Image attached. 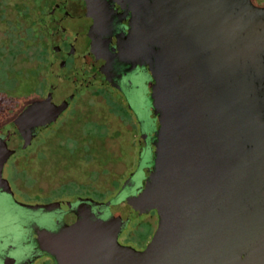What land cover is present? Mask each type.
<instances>
[{"label": "water", "instance_id": "water-1", "mask_svg": "<svg viewBox=\"0 0 264 264\" xmlns=\"http://www.w3.org/2000/svg\"><path fill=\"white\" fill-rule=\"evenodd\" d=\"M153 8L154 103L140 128L153 129L154 141L150 166L130 180L137 202L115 203L106 221L44 232L42 249L55 264H264V8L250 0H153ZM49 76L47 98L3 131L45 125L69 107L78 66L53 58ZM152 210L158 223L146 248L119 244L125 223Z\"/></svg>", "mask_w": 264, "mask_h": 264}, {"label": "flooded vegetation", "instance_id": "flooded-vegetation-1", "mask_svg": "<svg viewBox=\"0 0 264 264\" xmlns=\"http://www.w3.org/2000/svg\"><path fill=\"white\" fill-rule=\"evenodd\" d=\"M28 2L30 16L48 49L49 72L53 58L62 62L73 60L80 70L81 79L73 98L79 91L100 88L122 95L131 94L137 88L132 77L138 76L145 78L144 88L152 106L154 85L146 49L155 44L154 35L157 32L153 22L156 18L153 0ZM127 108L137 127L139 140L143 136L144 144L139 146L136 167L123 185L131 182L136 171L150 166L149 148L154 141L153 129L144 125L141 130L143 122L139 120L137 111L130 105ZM15 118L0 126V264H55L54 259L42 249L44 232L55 235L67 224L82 220L106 221L119 196L116 194L100 200L99 187L88 190L83 186L79 192L69 193L58 192L55 187L44 189L39 185H24L18 176L28 160V154L24 153L27 149H16L7 157L4 154L21 142V135L32 132V143L56 120L22 129L20 133L3 131ZM53 203L59 205L48 212L40 211V208ZM100 203L103 205L100 206ZM147 214L151 215L150 221L156 231V212L152 210ZM150 241L139 246L127 242L122 246L143 251Z\"/></svg>", "mask_w": 264, "mask_h": 264}, {"label": "rangeland", "instance_id": "rangeland-1", "mask_svg": "<svg viewBox=\"0 0 264 264\" xmlns=\"http://www.w3.org/2000/svg\"><path fill=\"white\" fill-rule=\"evenodd\" d=\"M17 2V0L5 2V15L0 17V94H4L6 98L3 102V110L13 112L0 118V126L15 118L27 105L44 101L52 85L48 56L45 61V56L39 55L38 52L34 53L32 59L27 58L23 53L16 55L20 51V43L9 34L14 35L18 32L25 37L22 31L24 29H20L21 23L17 20L18 9L17 12L16 9L14 10ZM250 2L255 7L264 8V0H250ZM1 10L0 6V15H2ZM13 21L14 23L10 25ZM8 31L9 34L6 33ZM43 45L46 47L45 44ZM132 80L137 88L131 94L122 95L107 88L88 92L79 91L70 106L58 116L55 124L42 131L27 147V151L25 150L24 153L28 154V160L24 162L25 172H20L18 176L23 184L26 186L39 185L44 189L55 187L58 192L63 189L70 191L75 185L65 182L82 181L87 171L97 169L96 164L88 163V161L86 164L80 163L82 158L77 155L81 156L83 153H75V151L72 153V151L77 138L84 136L87 140H91L100 134L99 126L93 125L91 121L92 118L97 119L99 115L100 119H104L106 125L116 135L109 137L107 147L117 154L121 148L124 149L129 156V164L119 162L108 165L106 167L108 174H100L94 186L99 187L101 192L110 189L106 192V195H109L108 198L111 193L112 196L120 193L118 203L129 206L137 202L140 192L138 181L127 186H123V183L136 167L139 155V135L137 133L130 136V126L114 114L107 113L111 111L122 116L124 115L122 107L127 108L130 105L133 110L137 111L140 121L151 123L149 119L151 103L144 88L145 78L134 76ZM18 102L20 103L17 106ZM127 111H129L128 108ZM122 117L129 120V115ZM133 132H135L134 129ZM39 150L44 152L41 153ZM118 178L120 183L117 182L113 187H119L112 189L110 181ZM101 199L103 198L100 197ZM150 217L149 214H140L127 221L118 237L119 243L123 245L128 242L139 246L151 240L155 233V225L151 224Z\"/></svg>", "mask_w": 264, "mask_h": 264}, {"label": "trees", "instance_id": "trees-1", "mask_svg": "<svg viewBox=\"0 0 264 264\" xmlns=\"http://www.w3.org/2000/svg\"><path fill=\"white\" fill-rule=\"evenodd\" d=\"M7 1L8 0H0V6L2 9L1 10L2 15H0V17L5 15L4 4ZM17 1L18 2L16 3L14 10L16 9V12H17V9H18L19 14H17L18 15L17 20H19V22L21 23L20 29H24L22 31H24L23 33H24L25 37L22 36V33L20 34L18 32H15V34L13 35V33L9 34L10 33L9 31L6 32L7 34H9V36L14 38L16 40V42L20 43L21 48H20V51H18L16 53V55L23 53L24 55H26L27 58L32 59V56H34V53L38 52L39 55L45 56V61H47L46 56H48V49H47V47H44L43 35L35 27V21L30 16L31 15L30 14L31 8L29 6V3L27 0H22V2L20 0H17ZM19 10H20V12H19ZM13 23H14V21L10 22V25ZM27 30H28V32L29 31L30 32L28 33ZM22 31H20V32H22ZM12 59H14V58H12ZM45 63L46 62H44V64ZM5 100H6V98L4 97V94H0V118L5 117V116L13 113V112H11V110H8V111L3 110V105H4L3 102ZM19 103L20 102H18L17 106L19 105ZM122 108L124 109V115H129V120L123 119L122 116H124V115L118 116L114 112L108 111L109 110L108 108H107V111H108L107 113L114 114L122 122L128 124L130 126V129H129L130 136L137 134L138 133L137 127H136V125H135V123L131 117V114L129 113V111H127L126 107H122ZM91 121H92L93 125L99 126L100 134L96 138H93L91 140H87V138L84 136L77 138L76 143H74L75 146L73 148L72 153H74V151H75V153H79V152L83 153L81 156H80V154L77 155L78 157L82 158V160H80V163L86 164L88 161V163L96 164L97 169L87 171L85 174V177L83 178L84 180H82V181L81 180L80 181L70 180V181L65 182V183L70 182L75 186L70 191L63 189V190H59L60 192H62V191H68L69 193L79 192L83 186H85L88 190H91L93 187H95L94 184L97 181V179L100 178V174H102V175L108 174V171L106 170V167L108 165L119 163V162H122L124 164H129V160H128L129 156L124 149L121 148V150L119 151V154H117V153L111 151L107 147V140L109 139V137L116 136V135L106 125V121L104 119H100L99 115H98L97 119L92 118ZM133 129L135 130V132H133ZM39 151L41 153L44 152L42 150H39ZM117 182L120 183L119 178L110 181V186L112 187V189L115 188V187H113V185L116 184ZM118 187L119 186H117V188ZM117 188H115V189H117ZM109 190H106L104 192L100 191V197L103 199L108 198L109 195H106V192ZM111 194H110V196H112Z\"/></svg>", "mask_w": 264, "mask_h": 264}]
</instances>
